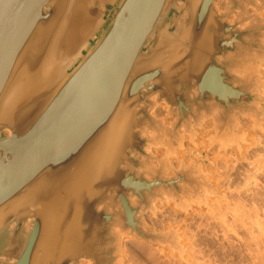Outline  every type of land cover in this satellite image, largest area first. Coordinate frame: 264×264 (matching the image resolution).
<instances>
[{
  "label": "water",
  "instance_id": "95a60500",
  "mask_svg": "<svg viewBox=\"0 0 264 264\" xmlns=\"http://www.w3.org/2000/svg\"><path fill=\"white\" fill-rule=\"evenodd\" d=\"M31 1L0 0V101L22 52L45 45L33 44L32 24L48 18L37 16L42 2L28 10ZM216 1L107 4L102 26L62 79L0 121V264H119L120 233L169 241L144 232L141 213L164 195L209 185L192 168L170 177L162 166L143 169L139 156L149 158L152 142L145 131L159 130L152 98L177 109L174 134L210 116L217 136L234 133L240 115L264 120L255 68L264 23L242 27L250 0H228L221 14ZM236 9L243 17L231 25Z\"/></svg>",
  "mask_w": 264,
  "mask_h": 264
},
{
  "label": "rangeland",
  "instance_id": "374dc122",
  "mask_svg": "<svg viewBox=\"0 0 264 264\" xmlns=\"http://www.w3.org/2000/svg\"><path fill=\"white\" fill-rule=\"evenodd\" d=\"M250 1L242 3L247 18L242 27L264 23V0ZM219 5L220 13L229 12L228 0H219ZM240 17L236 9L229 21ZM260 39L264 42V36ZM256 59L258 93L264 99V57ZM157 103L151 115L159 130L145 131L155 141L143 169L153 172L162 166L170 177L192 168L193 175L210 188L201 187L195 193L188 187L181 197L157 199L141 213L140 228L169 241L120 233L119 264H264V238L254 228L264 215V120L240 115L234 133L217 136L218 122L209 117L198 124L192 121L191 130L182 127L174 137L170 132L177 110H170L164 101Z\"/></svg>",
  "mask_w": 264,
  "mask_h": 264
},
{
  "label": "bare ground",
  "instance_id": "6f19581e",
  "mask_svg": "<svg viewBox=\"0 0 264 264\" xmlns=\"http://www.w3.org/2000/svg\"><path fill=\"white\" fill-rule=\"evenodd\" d=\"M38 2H42L36 10L38 18L46 17L48 20L45 21L43 19L44 21L40 20L37 24H32L34 28L33 36H35L33 44L35 47L40 44V46L45 45L41 52H34V48H28L25 52H22L17 71L0 101V121L10 122L14 119L18 105L35 97L41 91L47 88L50 89L62 79L68 72V68L83 55L84 49L88 48L90 37L102 26L107 4L115 2V0H32L28 10H31ZM183 4L184 1H176L174 5L178 7ZM94 7L97 9L96 12L93 9ZM215 8L220 13L219 0L216 1ZM230 24L232 25L233 23ZM153 37L154 35H150V38ZM162 39L163 37L161 36L152 52L160 43L164 42ZM140 56L139 54L137 61ZM156 98L158 99V97L154 96L152 99L154 104L158 105ZM169 108L171 110L170 106ZM173 110L177 109L174 108ZM215 113H217V116L218 111L216 112L215 110L213 115ZM6 132L7 135L12 134L10 130ZM170 133V136L174 137L178 134ZM149 137L152 140L149 145L150 148L155 141V137ZM149 148L148 150H150ZM140 159L145 163L147 158L142 157ZM144 166H147V162ZM109 195L113 197L114 192ZM112 197H110L109 201H111ZM33 220L30 219L25 223L24 229L26 232L31 231ZM12 227L14 226L12 225ZM84 262L88 264L84 260L80 264H84ZM15 263L16 261L14 260L9 262V264Z\"/></svg>",
  "mask_w": 264,
  "mask_h": 264
},
{
  "label": "clouds",
  "instance_id": "9594fccd",
  "mask_svg": "<svg viewBox=\"0 0 264 264\" xmlns=\"http://www.w3.org/2000/svg\"><path fill=\"white\" fill-rule=\"evenodd\" d=\"M254 228L259 233L261 238H264V215L260 217L259 222H254Z\"/></svg>",
  "mask_w": 264,
  "mask_h": 264
}]
</instances>
